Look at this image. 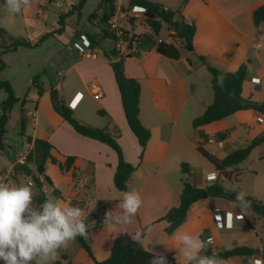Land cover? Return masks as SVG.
<instances>
[{
  "label": "crops",
  "instance_id": "1",
  "mask_svg": "<svg viewBox=\"0 0 264 264\" xmlns=\"http://www.w3.org/2000/svg\"><path fill=\"white\" fill-rule=\"evenodd\" d=\"M53 1L59 7V0ZM149 1L160 3L166 9L178 12V16H182L186 23L194 24L197 30L194 51L180 47L179 59L163 56L156 49L124 59L126 75L140 82L139 118L151 132L141 160L139 159L141 147L128 125L111 65L112 61L117 59L110 53L98 56L100 43H95L97 39L94 36L100 38L102 32L94 33L92 38L86 34L93 41L95 58L91 60L82 58L67 69V72L73 69L76 71L89 93L91 91L87 84L91 81H97L103 90V97L100 100L93 97L97 104L95 108L90 112L75 109V117L94 127H117L121 131L118 143L124 159L136 166L126 191H138L143 201L142 207L133 218V223L123 229L120 227L109 229L105 226L103 216L94 214L85 204L84 196L94 194L106 213L110 210L119 213L122 210L118 205L126 191L118 190L114 185L119 160L116 151L106 143L79 134L55 111L53 88L58 89L60 99L68 103V100L60 95L59 83L51 89H43L33 108L26 107V101L34 102L33 99L26 97L21 101L17 97L25 121L20 147L22 151H18L17 147L12 148L11 153L5 144L4 149L0 151V178L8 179L11 173L14 174L17 155L32 149L33 142L28 143L27 137H31L33 141L36 138L47 139L54 146L51 153L58 161L64 163L68 156H74L75 161L70 170L62 171L49 160L46 163V175L50 177L52 185H45L43 191L48 199L58 198L71 206L80 207L85 212L86 223L95 224L97 232L94 235L98 236V239L91 236L89 245L96 260L102 261L109 257L116 236L122 233L134 235L141 229L146 235L144 243L141 244L143 248L150 253L158 252L165 256H173L176 264H188L180 254L174 238L177 230L188 231L201 240L210 239L209 246L214 254L231 248L233 244L255 249L252 255L221 259L224 264H255L254 260H261L264 264V239L260 237L250 220L252 213L259 215L243 207L238 201L219 197L195 201L190 205L181 225L170 234L165 231L166 223L160 221L171 208L180 204L183 181L187 176L193 178L197 187H205L215 182L227 187L233 185L198 151V145L203 138L218 139V133L229 131L222 140L223 148L214 144L220 153L214 151L213 144L203 145L204 149L219 159L232 152L229 151L230 148L238 149L237 146L226 149L231 141L242 140L245 147L260 138L258 143H261L260 147L263 149H260L257 155L264 159V139L261 138L264 135V48L256 50L253 47L258 38L264 35V22L255 24L253 20L254 10L263 5L264 0ZM97 24V21L93 22V25ZM136 27L135 25L134 31L138 34L152 32L148 27V31L139 33ZM100 30L103 28L100 27ZM162 33L163 31L160 32ZM30 41L32 44L36 43ZM20 49L23 48L18 50ZM200 56H204L207 63L223 72L236 71L246 63L247 72L242 96L256 102L260 108L239 110L222 121L194 127L193 120L201 116L214 99L212 74ZM86 76L92 78L89 83ZM99 111L105 114L100 115ZM30 114L34 116L31 117ZM29 120L34 123L33 131H30L27 125ZM182 163L189 165L187 175L182 172ZM241 165L242 163L236 169L239 170ZM258 172L255 174L257 192L251 197L264 202V175L259 177ZM23 176L21 174L19 178ZM12 182L10 178L8 183L11 186L15 183ZM237 187L248 195L239 186V180ZM218 214H222L223 227L217 223ZM229 223L231 227H228ZM76 245L74 241L67 248L59 250L57 259L63 253L70 260L76 254ZM98 249L103 251L102 255L97 256ZM0 264L4 262L0 260Z\"/></svg>",
  "mask_w": 264,
  "mask_h": 264
},
{
  "label": "trees",
  "instance_id": "2",
  "mask_svg": "<svg viewBox=\"0 0 264 264\" xmlns=\"http://www.w3.org/2000/svg\"><path fill=\"white\" fill-rule=\"evenodd\" d=\"M109 6L100 17L102 23H106L110 18L114 6L112 0H103ZM187 1V0H185ZM86 0H83L74 10L79 11L84 6ZM137 3L144 5L147 8L145 13V23L151 28V34H134L131 47H134V52L128 57L139 56L142 52L156 49L158 53L171 59H179L181 56L180 47H184L188 51H194V37L196 34V26L185 22L182 16H178V12L166 9L162 4L149 1V0H136ZM23 9V8H22ZM24 10V9H23ZM72 14H61L58 19L59 28L58 33H62L66 28V19ZM96 16V13L93 14ZM253 20L255 24L264 22V4L257 7L253 12ZM169 26L174 29L176 37L179 39L180 44L174 42L157 41V37L161 30ZM103 38L111 37V34L106 30H102ZM49 35V34H47ZM47 35L41 37L39 42L32 44L29 39L18 38L10 35L4 28L0 26V37L7 40L8 43L3 47L0 54V77L1 72L5 68V64L1 55L7 52H13L19 48L37 47L45 39ZM95 43H99L96 40ZM114 54V52L112 53ZM200 59L206 65L212 74V88H213V103L206 109V111L199 117L193 120L194 127H200L217 121H222L227 117L233 115L235 112L243 109H248L257 105L256 102L245 99L242 96V87L247 72V64L244 63L238 70L231 72H223L220 69L210 65L206 62L204 56ZM112 69L114 71L115 79L118 84L124 113L130 129L138 138L141 147V154L139 159H142L143 151L150 140L151 132L146 128L140 118V95L141 85L140 82L128 77L124 70V59L119 61H112ZM222 79V84L220 80ZM33 84L38 89V94L43 92V86L33 80ZM0 89L6 93V98L1 104L0 115V151L5 147V134L7 132V125L11 118V113L14 106L19 102L15 94V90L9 81H4L0 78ZM54 109L59 113L62 118L68 122L76 132L79 134L106 143L118 154V165L114 175V185L118 190L126 191L128 188V181L131 174L135 171L136 166L127 162L124 159L122 149L118 143L121 131L117 127L113 128H98L88 123L82 122L75 117L74 111L65 103L64 99L59 102L53 101ZM100 115L105 114L99 111ZM25 121L21 122V136H24ZM229 131L220 132L217 134L218 139L224 140ZM264 139V135L261 136ZM259 139H255L247 146L238 148L224 158L219 159L214 154L204 149L200 144L198 151L207 159L210 164L220 173L232 182L231 187H227L219 182L209 184L205 187H197L191 180L184 178L183 191L181 193L180 204L171 208L161 219L164 221L165 231L170 234L181 225L186 218L187 211L192 203L205 198H225L228 200H236V196L240 193L237 187L239 171L236 169L239 164L243 163L251 154L254 147L258 144ZM28 143L33 142V147L29 151L26 163L18 166L17 170L26 176L32 178L39 189L37 195L33 196L34 206H39L46 199H48L43 191L45 185H52L50 177L46 175V163L50 160L53 164L59 166L60 170L68 171L74 165L75 157L68 156L64 163L58 161L52 156V149L54 146L47 140L36 138L34 141L31 137L26 138ZM182 172L186 175L189 172V165L182 163ZM231 169V170H229ZM235 175V176H233ZM75 176V172H73ZM245 201L248 202L246 208L256 212L259 216L264 217V202L257 200L251 196L245 195ZM132 236L128 233H122L114 238L113 246L109 257L105 260L98 261L92 253V249L88 243L87 238L77 237L82 248H84L91 259L96 264H150L153 259V253L146 251L140 243L132 240ZM206 241V240H205ZM255 249L245 246L233 244L231 248L224 249L217 254H214L213 249L208 245L207 250L203 252L204 255L216 256L220 259H228L234 256L252 255ZM168 264H176L173 256H166ZM52 264H72L66 254H61V258L52 262Z\"/></svg>",
  "mask_w": 264,
  "mask_h": 264
},
{
  "label": "rangeland",
  "instance_id": "3",
  "mask_svg": "<svg viewBox=\"0 0 264 264\" xmlns=\"http://www.w3.org/2000/svg\"><path fill=\"white\" fill-rule=\"evenodd\" d=\"M5 3L6 0H0V26L10 35L18 38L30 39L34 42H38L44 35H49H47L37 47H27L1 55L6 67L3 69L0 78L4 81H9L13 85L16 96L19 97L21 101L25 100L26 97L33 99L34 102H31L32 100L26 101V107L28 108L34 107V103L37 102L36 100L39 95L37 87L33 84L34 79L36 80V83L43 86V89H51L59 83L61 86L60 95L64 96L65 99L68 100V103L67 101L65 103L73 111L77 109V111L84 110L85 112H90L92 108H95L97 104L93 95L91 92L89 93L86 90L83 81L78 77L76 71L73 69L67 72V69L71 64L82 59L78 50L73 45L75 39H77L80 35L86 34L92 38L94 33L96 34L102 32L100 38L94 36L97 41H100L103 34L100 27L103 28L105 26V23L100 21V17L103 15L105 10H108L109 6L106 5L103 0H87L81 10L71 11L72 14L66 19L67 27L65 31L60 34L57 32V29L59 28L58 19L62 13L60 12V8L54 4L53 0H32V7L28 10L22 9L19 13L9 12L4 6ZM98 7L99 9H97ZM95 13L96 16L93 15ZM95 21H97L98 26L93 25V22ZM136 28L139 33L149 30L145 24L138 25ZM161 31H163V33L155 37L157 41H159V39L171 40L173 35L171 33V27L165 26ZM7 43V40H3L0 37V54L3 51V47ZM99 43L98 56H103L105 53L112 54L114 52L112 51L113 42L111 38H103ZM91 79L92 78H89V76H86L87 83H89ZM55 89L56 88H53V90ZM77 97H79V99H77ZM5 98V91L0 89V115L1 104ZM77 111L75 113H77ZM22 119L23 113L21 110V103H17L12 110L11 118L7 125V132L5 134V144L11 153L13 152L12 148L17 147L18 151H22L20 149L22 142ZM27 125L29 126L30 131H33L34 123L29 120ZM260 144L261 143H258L254 147L250 156L243 161L240 169L238 170L239 186L242 187V189L250 196H254V193L257 192L255 189V174L259 171V177L264 175V159L259 158L257 155L260 149H263L260 147ZM228 145L229 146L226 149L236 146L238 148L244 147L243 141L239 139L231 141ZM215 147L216 145L213 144L214 151L220 153ZM234 149L236 148H230L229 151H234ZM19 165L21 164L14 166L16 171L14 174H10V177L7 179V183L10 178L16 183L12 184V186H19L22 184L30 185L29 182L31 181L33 196L37 195L39 189L31 177L24 175L19 178L21 175L17 170ZM186 179H189L194 183L191 176H187ZM8 184L10 185V183ZM51 195L52 193L50 191L49 196L51 197ZM84 200L85 204H87L94 214L99 216L101 215V217L103 216V219L105 220L106 212L101 206L102 203L96 199L94 194H87V196H84ZM250 220L253 222V225L258 231L260 237L264 239V217L257 216L255 213H252ZM87 224L88 235L86 238H88V242L90 244V237L92 236L94 239H98V236L94 235L97 232L95 229L96 227L94 226L95 224L93 222H89ZM75 242L77 244L76 254L70 258L71 262L73 264H96L90 258L89 253L82 248L77 238ZM96 251L97 256L102 255L103 253L101 249ZM246 263H248V259H246Z\"/></svg>",
  "mask_w": 264,
  "mask_h": 264
},
{
  "label": "clouds",
  "instance_id": "4",
  "mask_svg": "<svg viewBox=\"0 0 264 264\" xmlns=\"http://www.w3.org/2000/svg\"><path fill=\"white\" fill-rule=\"evenodd\" d=\"M4 6L11 13H19L22 8H31L32 0H6ZM261 39V43L253 45L254 49L264 48V37ZM236 200L243 207L248 206L245 193H238ZM142 204L138 191L124 192L118 205L122 211H108L105 226L109 229L126 228L133 223ZM86 219L83 209L58 198H49L39 206H34L31 185L10 186L0 182V260L4 264H52L59 250L67 248L78 236L87 237ZM231 226L229 223L228 227ZM174 238L180 254L188 264H224L216 256L202 254L211 243L210 239L201 240L188 231L179 230ZM145 239L146 235L141 229L132 236V240L140 244ZM150 264H168V260L163 253L157 252L153 253ZM256 264L261 262L258 260Z\"/></svg>",
  "mask_w": 264,
  "mask_h": 264
},
{
  "label": "built area",
  "instance_id": "5",
  "mask_svg": "<svg viewBox=\"0 0 264 264\" xmlns=\"http://www.w3.org/2000/svg\"><path fill=\"white\" fill-rule=\"evenodd\" d=\"M83 0H59V8L62 14H68L72 10H74ZM114 9L113 12L105 23L103 30H106L108 33L111 34L114 55L117 59L123 60L131 55L135 48L131 47V41L134 34H138L134 31V26H138L141 24H145V13L147 12V8L144 5H141L136 2V0H112ZM147 27H149L147 25ZM172 38L171 40H161L159 41H166V42H174L180 44L179 39L176 37V33L174 29L171 28ZM148 34V33H145ZM262 35L258 38L257 43L262 42ZM170 39V38H169ZM74 47L78 50L81 57L85 60H91L95 58L94 52V44L93 41L87 35H80L77 39L73 42ZM89 89L96 100H100L103 97V90L101 85L97 81H91L89 83ZM31 117L34 114H30ZM204 144H216L217 147L223 148V141L220 139H213V138H203L200 141V145L203 147ZM29 152H23L18 154L16 163L14 166L18 164H25L26 159ZM0 182L7 183V178H0ZM8 184V183H7ZM29 184L31 185L32 182L30 181ZM218 225L222 226V216L221 214L216 215ZM255 260V264H256ZM262 264V261L259 260Z\"/></svg>",
  "mask_w": 264,
  "mask_h": 264
},
{
  "label": "water",
  "instance_id": "6",
  "mask_svg": "<svg viewBox=\"0 0 264 264\" xmlns=\"http://www.w3.org/2000/svg\"><path fill=\"white\" fill-rule=\"evenodd\" d=\"M52 98L55 102H59L60 101V96H59V91L58 89H55L52 91ZM255 108L259 109L260 105H254Z\"/></svg>",
  "mask_w": 264,
  "mask_h": 264
},
{
  "label": "snow or ice",
  "instance_id": "7",
  "mask_svg": "<svg viewBox=\"0 0 264 264\" xmlns=\"http://www.w3.org/2000/svg\"><path fill=\"white\" fill-rule=\"evenodd\" d=\"M77 99H79V97H77Z\"/></svg>",
  "mask_w": 264,
  "mask_h": 264
}]
</instances>
